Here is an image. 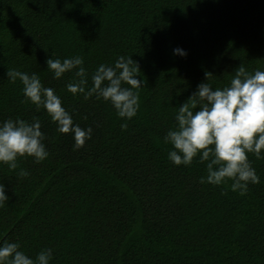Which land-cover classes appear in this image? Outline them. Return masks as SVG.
<instances>
[{"label":"trees","instance_id":"16d2710c","mask_svg":"<svg viewBox=\"0 0 264 264\" xmlns=\"http://www.w3.org/2000/svg\"><path fill=\"white\" fill-rule=\"evenodd\" d=\"M51 56H81L89 85L98 65L132 56L136 115L70 93L75 77L54 79ZM241 64L264 70V0H0V122L38 117L49 152L38 164L18 158L23 178L0 164V243L32 257L51 248L49 264H264V159L248 154L259 182L240 194L231 181L201 184L205 164L174 165L163 141L205 73L224 87ZM8 68L35 72L91 138L74 149Z\"/></svg>","mask_w":264,"mask_h":264},{"label":"clouds","instance_id":"9594fccd","mask_svg":"<svg viewBox=\"0 0 264 264\" xmlns=\"http://www.w3.org/2000/svg\"><path fill=\"white\" fill-rule=\"evenodd\" d=\"M173 53L187 55L180 48L173 49ZM45 63L54 79L72 73L75 79L66 88L73 95L82 94L85 99L95 95L109 102L125 121L136 115L139 97L134 90L142 86V81L137 79L140 69L132 56H119L114 64L98 65L91 74L90 85L81 56L63 60L51 56ZM5 75L12 83L21 82L25 100L35 105L37 112L44 109L58 133L72 135L74 149L91 138L92 128L74 123L55 90L45 87L35 72L29 75L8 68ZM210 75L205 73L207 82L198 84L197 90L176 107V123L163 137L164 143L171 145L167 158L174 165L189 166L198 157L207 173L200 177L201 184L220 186L231 181L228 188L243 194L249 184L259 182L248 154L264 159V70L250 72L241 64L228 85L215 88L209 82ZM120 126L126 128L127 123ZM45 138L38 117L34 116L31 122L20 118L0 122V164L16 170L18 178L29 176L28 170L19 167L18 158L31 157L37 164L44 161L49 155ZM8 199L5 185L0 184V206ZM52 257L51 248L32 257L21 250L18 242L0 243V264H49Z\"/></svg>","mask_w":264,"mask_h":264}]
</instances>
